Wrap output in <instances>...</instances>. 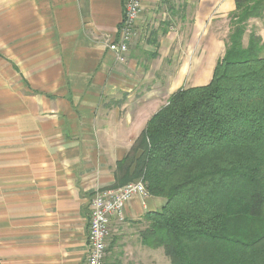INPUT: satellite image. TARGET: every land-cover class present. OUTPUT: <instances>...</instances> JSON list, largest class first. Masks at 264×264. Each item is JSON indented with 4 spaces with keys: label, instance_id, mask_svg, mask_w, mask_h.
I'll return each instance as SVG.
<instances>
[{
    "label": "crops",
    "instance_id": "0c3cea01",
    "mask_svg": "<svg viewBox=\"0 0 264 264\" xmlns=\"http://www.w3.org/2000/svg\"><path fill=\"white\" fill-rule=\"evenodd\" d=\"M234 9L142 0L121 63L123 0H0V264H85L92 195L172 94L210 82ZM164 203L134 198L111 235Z\"/></svg>",
    "mask_w": 264,
    "mask_h": 264
},
{
    "label": "trees",
    "instance_id": "16d2710c",
    "mask_svg": "<svg viewBox=\"0 0 264 264\" xmlns=\"http://www.w3.org/2000/svg\"><path fill=\"white\" fill-rule=\"evenodd\" d=\"M210 82L181 89L116 164L112 188L141 180L165 201L140 245L170 264H264V0H234Z\"/></svg>",
    "mask_w": 264,
    "mask_h": 264
},
{
    "label": "built area",
    "instance_id": "2783aa9c",
    "mask_svg": "<svg viewBox=\"0 0 264 264\" xmlns=\"http://www.w3.org/2000/svg\"><path fill=\"white\" fill-rule=\"evenodd\" d=\"M142 0H123V17L118 29V39L111 42L118 62H125L128 46L133 39L136 20L141 11ZM141 180L118 188L96 191L90 199V215L86 238L87 256L85 264H105L107 244L111 235V222L124 221L127 203L136 197H146Z\"/></svg>",
    "mask_w": 264,
    "mask_h": 264
},
{
    "label": "rangeland",
    "instance_id": "374dc122",
    "mask_svg": "<svg viewBox=\"0 0 264 264\" xmlns=\"http://www.w3.org/2000/svg\"><path fill=\"white\" fill-rule=\"evenodd\" d=\"M251 26L258 29L257 26L250 22L244 37V46L247 43ZM143 230L139 231V228H132L130 231L132 234L127 233L128 231H123L121 234L112 233L107 244L105 264H170L161 249H151V251L145 252L140 250L139 234ZM131 235L133 237H130Z\"/></svg>",
    "mask_w": 264,
    "mask_h": 264
}]
</instances>
